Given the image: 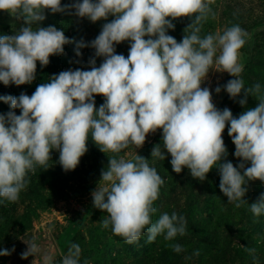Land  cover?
I'll return each instance as SVG.
<instances>
[{"label":"clouds","instance_id":"9594fccd","mask_svg":"<svg viewBox=\"0 0 264 264\" xmlns=\"http://www.w3.org/2000/svg\"><path fill=\"white\" fill-rule=\"evenodd\" d=\"M214 0H0V12L22 21L18 31L0 35V83L4 86L31 84L50 56L62 55L64 46L74 44L77 58L82 49L91 48L90 70H66L41 83L31 96H0L9 105L0 114V204L15 203L30 183V174L48 169L50 153L59 152V164L74 170L92 142L101 153H112L91 193L93 207L106 212L102 227L133 244L147 234V241L158 236L174 241L187 233V221L176 212L162 213L153 221L164 183L149 160L135 155L125 159L119 154L134 146L141 148L149 134L162 130V141L154 145L151 158L164 161L170 155L174 173L187 168L192 178L204 181L216 168L219 190L235 208L247 205L254 217L264 214V194L248 205L243 198L250 181L264 183V89L260 83L245 87L241 78L240 50L248 33L239 24L222 33L201 36L203 24L215 19ZM51 14L72 13L91 23L110 22L90 42L74 41L53 25L41 27ZM188 18L180 42L168 35L173 21ZM127 41V57L115 46ZM102 57L97 67L96 58ZM76 63H80L77 59ZM216 66L233 77L223 91L243 108L249 96L256 106L238 117L228 108L218 109L209 87H201ZM222 91L220 86L215 93ZM104 102L97 108L95 97ZM20 114H16V110ZM235 146L240 162L227 160L222 133ZM250 163V166H247ZM22 259L34 256L39 247L28 241ZM175 253L184 252L179 243L167 245ZM11 251L0 249V256ZM254 252V249H245ZM193 255L198 256L196 251ZM81 248L72 243L61 264H80ZM44 264L52 257L44 256ZM191 259V257H185Z\"/></svg>","mask_w":264,"mask_h":264},{"label":"rangeland","instance_id":"374dc122","mask_svg":"<svg viewBox=\"0 0 264 264\" xmlns=\"http://www.w3.org/2000/svg\"><path fill=\"white\" fill-rule=\"evenodd\" d=\"M72 2L61 0L62 5ZM211 8L215 19L209 18L203 24L201 36L222 33L226 27L239 24L248 33L247 42L240 50L241 78L245 87L260 83L264 89V0H214ZM45 16L41 27L53 25L63 30L66 37L85 42L94 40L102 25L113 19L109 17L108 21L91 23L72 13L51 14L47 11ZM173 23L174 30L167 34L180 42L183 29L190 20L185 17ZM21 26L22 21L0 12V35H10ZM74 47V44L65 45L63 54L50 56V63L45 67L37 62L36 76L31 84L17 87L0 83V96L16 97L21 93L31 96L39 84L49 82L52 75L61 71L90 70L88 60L94 55V50L82 49V56L77 58ZM115 48L117 54L127 57V41ZM77 59L80 63L75 62ZM102 60V57L96 58L97 67ZM230 79L233 77L214 65L201 87L210 88L213 103L218 109L228 108L233 116L238 117L246 109L256 106V98L249 96L242 108L238 101L243 98V92L233 100L223 91V86ZM217 86L222 88L219 94L215 93ZM103 102L102 96L95 97L97 108ZM9 110V105L0 101V114ZM16 114H20L18 109ZM222 138L228 153L227 160L234 166L239 164L227 125ZM161 141L162 130H157L146 137L141 148L130 146L119 156L127 160L140 155L157 169L164 183L158 200L154 202L157 212L153 221L165 212L183 215L187 221L185 236L165 241L161 235L149 243L145 233L138 242L127 244L113 235L111 227H102L107 213L93 207L91 193L97 187L101 170L107 167V158L113 154L101 153L89 137L88 151L74 170L65 171L59 164V152L52 151L49 168H38L35 175L30 174V183L20 193L18 201L0 204V249H15L9 256H0V264H44L46 255L52 257L51 264H61L72 243L81 248L80 264H264V214L254 217L247 205L237 209L228 203L227 197L219 190L220 176L216 168L210 170L204 181H200L192 178L187 168L180 174L174 173L170 155L166 154L164 161L152 159L151 150ZM262 194L264 183L250 181L243 199L251 205ZM30 240L35 241L39 251L22 259L21 254L26 251V243ZM170 243L181 244L185 251L175 253L167 246ZM245 249H254V252ZM196 251L198 256L193 255ZM186 256L191 259H185Z\"/></svg>","mask_w":264,"mask_h":264}]
</instances>
